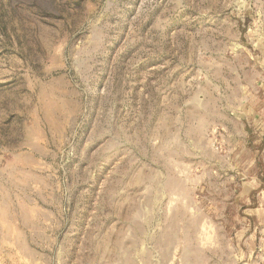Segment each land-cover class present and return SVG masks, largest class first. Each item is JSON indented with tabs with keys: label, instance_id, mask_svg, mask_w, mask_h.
I'll return each mask as SVG.
<instances>
[{
	"label": "rangeland",
	"instance_id": "1",
	"mask_svg": "<svg viewBox=\"0 0 264 264\" xmlns=\"http://www.w3.org/2000/svg\"><path fill=\"white\" fill-rule=\"evenodd\" d=\"M263 111L264 0H0V206L45 264H264L262 139L220 136Z\"/></svg>",
	"mask_w": 264,
	"mask_h": 264
},
{
	"label": "crops",
	"instance_id": "2",
	"mask_svg": "<svg viewBox=\"0 0 264 264\" xmlns=\"http://www.w3.org/2000/svg\"><path fill=\"white\" fill-rule=\"evenodd\" d=\"M235 119H237L235 121ZM230 126L221 127L220 136L224 146L232 150L254 149L257 139H262L264 150V126L251 127L247 125V115H239ZM264 121V111L262 112ZM255 164L254 159L242 158L239 166L245 167V170L235 171L229 180L233 181L232 186L226 185L227 179L220 180L215 189L218 197L234 198L239 200L248 208V202L252 193L256 190V179L251 177L249 168ZM234 165V164H233ZM232 165V166H233ZM217 184V182H216ZM257 212L262 213V210ZM255 211H253V214ZM46 209L38 205L29 208L19 209L0 206V264H32L36 261L41 264L46 262L45 248L48 240ZM52 214V212H51ZM248 214V213H246ZM254 225V221L252 222ZM50 228V240H56ZM56 235V226L54 227ZM8 255L10 258L8 259Z\"/></svg>",
	"mask_w": 264,
	"mask_h": 264
}]
</instances>
